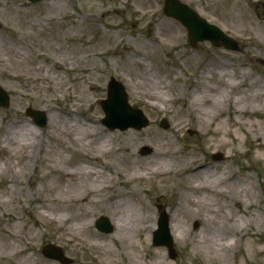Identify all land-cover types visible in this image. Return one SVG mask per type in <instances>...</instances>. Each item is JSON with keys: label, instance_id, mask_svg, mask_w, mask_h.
Here are the masks:
<instances>
[{"label": "rangeland", "instance_id": "rangeland-1", "mask_svg": "<svg viewBox=\"0 0 264 264\" xmlns=\"http://www.w3.org/2000/svg\"><path fill=\"white\" fill-rule=\"evenodd\" d=\"M180 1L238 50L190 46L164 0H0V85L10 94L0 107V264H63L42 255L48 243L66 264H264L263 5ZM110 78L147 127L102 124ZM27 107L44 111L47 125H35ZM21 125L37 133L35 145L7 135ZM154 146L165 150L164 173L135 178ZM239 182L251 186L249 198ZM118 205L137 209L132 231L115 226ZM160 211L174 258L151 241ZM101 215L109 232L94 227ZM211 229L224 262L205 250Z\"/></svg>", "mask_w": 264, "mask_h": 264}, {"label": "water", "instance_id": "water-1", "mask_svg": "<svg viewBox=\"0 0 264 264\" xmlns=\"http://www.w3.org/2000/svg\"><path fill=\"white\" fill-rule=\"evenodd\" d=\"M163 12L166 16L178 20L186 28L188 42L192 46L197 42L207 40L217 47L223 46L231 50L238 49L237 43L231 37L224 34L219 27L207 22L196 11L179 0H165ZM8 103L9 96L0 87V106L5 107ZM101 108L105 115L102 119V123L110 129L119 128L124 130L128 127H132L139 130L148 124V120L143 112L140 109L130 106L128 103L123 85L114 79H111L108 83L107 97L101 101ZM27 113L32 116L33 120L38 125L43 126L46 124L45 113L31 109H27ZM160 127H168V123L165 119L160 121ZM145 150L148 149L144 148L142 152H147ZM215 157L220 158V155H216ZM157 224L158 228L154 232L153 237L154 244L165 245L168 248L169 255L174 257L175 252L168 227V217L165 213L162 212L160 214ZM97 227L104 232L111 230V226L106 217H100L97 220ZM42 253L46 257L58 260L63 264L68 262L63 251L52 244L46 245Z\"/></svg>", "mask_w": 264, "mask_h": 264}, {"label": "bare ground", "instance_id": "bare-ground-1", "mask_svg": "<svg viewBox=\"0 0 264 264\" xmlns=\"http://www.w3.org/2000/svg\"><path fill=\"white\" fill-rule=\"evenodd\" d=\"M12 127L9 128L7 135L13 136V134H17L16 132H18V133H21L20 136H21V139L23 140L22 141L23 145L31 146V145L36 144L37 139H38V135L36 132H34L33 130H30L26 127H23L22 125L21 126H14V128H12ZM9 136H8V138H9ZM101 144L103 145V150L105 152L111 150V146L109 145V142H106L105 140H103V141H101ZM123 150L128 154L129 157H133L132 150H130L128 148V146H124ZM164 160H165V150L162 149L160 146H154L151 156H149L148 158H145L144 160L138 159V163L140 165H142V167H145V169L143 170L144 175H138L135 178H142L145 176L149 177L153 173H164V171L162 169H157L158 167H162V165L164 164ZM201 168H203V167L197 166L195 168V170H198ZM94 172H96V171H94ZM133 178H134V176H131L128 178L127 181L132 180ZM244 185L245 184L243 182H239L238 183V189L240 191H242L243 194L246 195V197H248L249 196L248 194L251 191V186H248V188H246V187H244ZM248 190H250V191H248ZM114 211L116 212V214L112 215V217L114 219L115 226H117V229H119L120 232L132 231V229L134 228V223L131 219V216L136 214L137 209L134 208L133 206H125V205L119 206L118 205L117 209ZM112 213H114V212H112ZM236 222L240 228L244 227L247 224L243 218H240L239 220L237 218ZM208 225L211 226L212 225L211 222H209ZM211 231H212V229L208 233V238H206V240H205V243H206L205 250L208 253L213 252V254H215L218 259H221L224 262V261H226L225 253H223V252L217 253L216 251H215L216 253H214V251H213L214 250L212 247L213 235L210 236ZM129 236L131 237V234H129ZM132 243H133V240H132ZM235 243H236L235 241L229 242L230 245H233ZM259 251H264V248H260ZM162 262H163V260L159 264H161Z\"/></svg>", "mask_w": 264, "mask_h": 264}, {"label": "flooded vegetation", "instance_id": "flooded-vegetation-1", "mask_svg": "<svg viewBox=\"0 0 264 264\" xmlns=\"http://www.w3.org/2000/svg\"><path fill=\"white\" fill-rule=\"evenodd\" d=\"M256 1V3L258 4V5H260V3H262V5H263V10H264V0H255ZM261 1V2H260ZM262 13H264V12H262Z\"/></svg>", "mask_w": 264, "mask_h": 264}]
</instances>
